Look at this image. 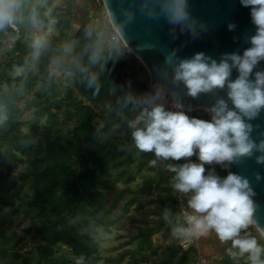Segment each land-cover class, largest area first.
<instances>
[{
    "label": "trees",
    "instance_id": "obj_1",
    "mask_svg": "<svg viewBox=\"0 0 264 264\" xmlns=\"http://www.w3.org/2000/svg\"><path fill=\"white\" fill-rule=\"evenodd\" d=\"M86 3L73 31L75 0L52 7L33 0L26 13L36 5V36L50 22L58 28L35 60L32 40L19 37L22 9L17 28L0 31V114L7 116L0 122V264H196L195 246L185 249L172 235L184 222L168 169L179 161L140 151L132 137L137 117L157 102L153 95L136 102L125 79L146 90L148 73L111 25L96 29L98 8ZM69 33L70 58L57 66ZM8 34L12 47L3 41ZM189 116L212 119L201 109ZM205 169L225 171L216 163ZM244 231L264 240L253 224ZM111 234L121 243L104 256L99 245Z\"/></svg>",
    "mask_w": 264,
    "mask_h": 264
},
{
    "label": "clouds",
    "instance_id": "obj_2",
    "mask_svg": "<svg viewBox=\"0 0 264 264\" xmlns=\"http://www.w3.org/2000/svg\"><path fill=\"white\" fill-rule=\"evenodd\" d=\"M187 4L188 0H170L167 11L173 22L189 18ZM241 4L250 9L251 21L256 26V33L250 38L251 47L243 55L226 56L220 63L209 62L202 53L196 54L180 61L174 76L176 81L183 82L192 97L227 85L234 108L219 100L211 109L212 119L202 120L157 105L137 117L132 137L140 151L154 152L157 158L180 161L194 154L198 157L199 163L187 160L168 165L175 173L174 190L191 193L187 204L192 211L185 212L184 222L172 228L174 238L183 244L215 232L221 241L232 242L236 250L233 257L246 256L248 264H264V245L244 231L254 223V193L249 181L232 173L223 178L211 173L205 175L206 164L231 163L238 157L252 155L256 149L264 151V142L257 145L250 139L251 125L244 120V117L256 118L264 111V72H257L254 81L249 79L256 65L264 60V0H241ZM21 7L20 0H0V31L17 28ZM30 19L33 24L37 22L36 5H32ZM47 43L44 36L34 37V60ZM233 68L239 75L230 80ZM5 119L7 116L0 114V122ZM258 159L264 162V156ZM151 163L155 165L156 160ZM260 231L264 233V229Z\"/></svg>",
    "mask_w": 264,
    "mask_h": 264
},
{
    "label": "water",
    "instance_id": "obj_3",
    "mask_svg": "<svg viewBox=\"0 0 264 264\" xmlns=\"http://www.w3.org/2000/svg\"><path fill=\"white\" fill-rule=\"evenodd\" d=\"M104 3L115 33L149 76L146 90L134 79H125L136 102L151 96L153 86L159 85L189 112L201 109L212 117L211 109L219 100L234 108L227 85L192 97L174 76L180 61L196 54L202 53L209 62L220 63L226 56L243 55L251 47L250 38L255 35L256 26L251 21L250 9L241 0H188L190 15L183 22L170 19L167 11L170 0H104ZM257 72H264V60L256 65L249 79L254 81ZM238 75L233 68L229 79L235 80ZM244 120L251 125L250 139L257 145L264 142V111L256 118ZM262 156L264 151L256 149L250 156L225 162L224 168L227 175L236 174L249 181L254 193L253 225L264 237L260 231L264 229V162L258 159Z\"/></svg>",
    "mask_w": 264,
    "mask_h": 264
},
{
    "label": "crops",
    "instance_id": "obj_4",
    "mask_svg": "<svg viewBox=\"0 0 264 264\" xmlns=\"http://www.w3.org/2000/svg\"><path fill=\"white\" fill-rule=\"evenodd\" d=\"M66 1L68 0H62L61 5H55L51 0H42L43 4L47 7H52V6H64ZM33 3V0H22V15L20 16V25L22 27L21 29V33L19 35L20 40L22 43H29L32 40L33 43V39L34 37H36V33L34 30H32L33 27V23L30 19V14L26 13V9L27 7ZM74 9H75V14H74V19H73V31H75L81 21L85 18V16L87 15V12L89 10L88 5L86 3V0H75V5H74ZM52 28H56L54 27L53 22H50L49 25V31H52ZM57 32L56 33H47L45 32L44 37L47 39L48 37H52L54 35H57L58 33V29H56ZM72 31V32H73ZM72 35L73 33H69L67 35V37L65 38V40L62 43L61 46V50H64L65 52V48L67 47V49H69L70 51V55H71V40H72ZM18 36V34H17ZM3 41L5 43H9V47H12L14 44V40L12 39V37L8 34L5 35L3 37ZM70 56L67 58L66 63L68 62ZM101 111V107L98 105L97 106V112ZM126 128H120V132L124 131ZM187 160H191L193 162H197L198 161V157L197 155H193L190 158H182L179 161V164H183L185 162H187ZM225 169V168H224ZM227 176L226 171H223L221 174V178ZM179 196L181 198V203L182 206L185 208L186 212H191L192 210L188 207L187 201L188 199H190L191 197V193H180L179 192ZM252 236H255L258 240V242L262 245H264V240L259 237L258 235H254L252 234ZM262 236V235H261ZM193 241L195 243V248L197 249V256H202L204 258H206L208 261H210L212 264H237V259L239 258H244L245 260H247L246 256H236L233 257L232 252H235L236 250L232 248V242L231 241H221L219 239V237L217 236V234L215 232H211L206 236L200 237V238H193Z\"/></svg>",
    "mask_w": 264,
    "mask_h": 264
},
{
    "label": "built area",
    "instance_id": "obj_5",
    "mask_svg": "<svg viewBox=\"0 0 264 264\" xmlns=\"http://www.w3.org/2000/svg\"><path fill=\"white\" fill-rule=\"evenodd\" d=\"M52 1L55 5H61V3H62V0H52ZM94 2L98 8L97 17L102 22L104 29L106 31H108V26L111 25V22H110V17H109L108 11L106 9L104 0H94ZM114 38L116 40L121 41L117 34H116V36H114ZM124 47H126V46L124 45ZM129 55L131 56V58H134L133 54L130 51H129ZM147 86H148V84H147ZM152 95L154 96V99L156 100L157 105H163L166 111H173V112L182 111L186 115L189 116L190 112L187 111L186 109H184L180 104H178L176 102V100L173 98V96L164 87L159 86V85L153 86ZM181 210H182L183 214L186 212L185 208L182 206V203H181ZM182 245H183V248L186 249L187 247H189L191 245L195 246V243H194L193 239H191L189 241H186ZM196 264H212V263L210 261H208L206 258H204L202 256H198Z\"/></svg>",
    "mask_w": 264,
    "mask_h": 264
},
{
    "label": "rangeland",
    "instance_id": "obj_6",
    "mask_svg": "<svg viewBox=\"0 0 264 264\" xmlns=\"http://www.w3.org/2000/svg\"><path fill=\"white\" fill-rule=\"evenodd\" d=\"M95 23H96V29H102L104 28L102 22L99 20V18L97 17H92V19ZM58 28H52V31L50 32L49 30L47 31V33H56ZM70 56V51L69 49H67V47L65 48V52L64 50L59 51V53L55 56L54 58V64L57 66H61L62 64L66 63L67 58ZM30 119V112H27L23 118L24 122H27ZM224 165V164H223ZM119 243H121V241L117 240L113 234L111 235H104V242L100 243L99 248L101 250V252L103 253L104 256L107 255H111L114 254L115 252L112 250V247H116Z\"/></svg>",
    "mask_w": 264,
    "mask_h": 264
}]
</instances>
